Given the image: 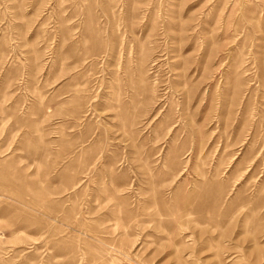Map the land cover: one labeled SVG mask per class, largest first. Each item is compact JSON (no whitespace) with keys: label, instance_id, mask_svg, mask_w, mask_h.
Here are the masks:
<instances>
[{"label":"rangeland","instance_id":"obj_1","mask_svg":"<svg viewBox=\"0 0 264 264\" xmlns=\"http://www.w3.org/2000/svg\"><path fill=\"white\" fill-rule=\"evenodd\" d=\"M0 264H264V0H0Z\"/></svg>","mask_w":264,"mask_h":264}]
</instances>
